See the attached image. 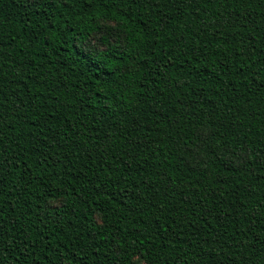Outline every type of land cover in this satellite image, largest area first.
<instances>
[{"label": "trees", "instance_id": "trees-1", "mask_svg": "<svg viewBox=\"0 0 264 264\" xmlns=\"http://www.w3.org/2000/svg\"><path fill=\"white\" fill-rule=\"evenodd\" d=\"M0 264H264V0H0Z\"/></svg>", "mask_w": 264, "mask_h": 264}, {"label": "rangeland", "instance_id": "rangeland-1", "mask_svg": "<svg viewBox=\"0 0 264 264\" xmlns=\"http://www.w3.org/2000/svg\"><path fill=\"white\" fill-rule=\"evenodd\" d=\"M57 203V202H54V204Z\"/></svg>", "mask_w": 264, "mask_h": 264}]
</instances>
